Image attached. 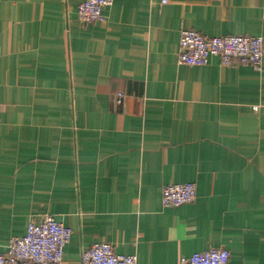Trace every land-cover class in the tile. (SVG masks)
Here are the masks:
<instances>
[{
  "label": "crops",
  "instance_id": "obj_1",
  "mask_svg": "<svg viewBox=\"0 0 264 264\" xmlns=\"http://www.w3.org/2000/svg\"><path fill=\"white\" fill-rule=\"evenodd\" d=\"M82 1L0 0V248L52 214L73 230L62 264L99 242L264 264V57L178 61L183 27L264 37V0H115L97 22ZM185 182L196 201L164 207Z\"/></svg>",
  "mask_w": 264,
  "mask_h": 264
},
{
  "label": "built area",
  "instance_id": "obj_2",
  "mask_svg": "<svg viewBox=\"0 0 264 264\" xmlns=\"http://www.w3.org/2000/svg\"><path fill=\"white\" fill-rule=\"evenodd\" d=\"M115 0H83L78 16L84 22L104 21V11ZM213 57L224 66L248 64L263 66L264 37L255 35L208 36L183 27L180 33L178 61L189 66L209 65ZM123 101L120 93L117 103ZM197 199L194 182L170 183L162 191V205L177 207ZM72 228L46 214L40 221H30L24 236L12 237L6 249L0 248V264H62L65 247L71 241ZM231 253L224 247L211 248L182 257L180 264H230ZM81 264H139L137 255L116 253L109 242H99L81 253Z\"/></svg>",
  "mask_w": 264,
  "mask_h": 264
}]
</instances>
